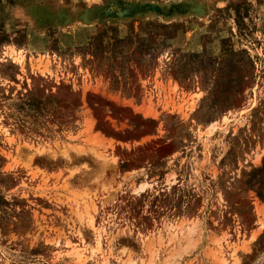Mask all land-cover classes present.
Instances as JSON below:
<instances>
[{
	"label": "rangeland",
	"instance_id": "1",
	"mask_svg": "<svg viewBox=\"0 0 264 264\" xmlns=\"http://www.w3.org/2000/svg\"><path fill=\"white\" fill-rule=\"evenodd\" d=\"M0 264H264V0H0Z\"/></svg>",
	"mask_w": 264,
	"mask_h": 264
}]
</instances>
